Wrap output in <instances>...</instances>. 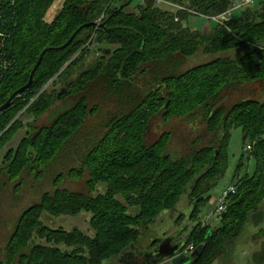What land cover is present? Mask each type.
I'll use <instances>...</instances> for the list:
<instances>
[{"label":"trees","instance_id":"16d2710c","mask_svg":"<svg viewBox=\"0 0 264 264\" xmlns=\"http://www.w3.org/2000/svg\"><path fill=\"white\" fill-rule=\"evenodd\" d=\"M56 1L1 0L0 106L29 81L44 49L63 46L84 26L67 47L46 52L33 84L0 113L3 149L22 128L19 113L39 116L56 101L77 98L51 125L33 128L16 149L4 152L9 176L51 166L78 143L99 108L90 102L96 85L130 87L143 98L128 113L113 116L80 167L69 170L78 176L87 171L88 193L56 187L22 213L5 246V263L103 264L119 259L186 194L193 201L194 222L182 237L185 248H202L196 264H214L250 222H264V98H247L229 108L224 103L234 89L264 86V0L235 10L229 21L215 23L207 32L191 24L192 16L205 18L154 0H63L48 22L46 14ZM168 1L209 16L227 12L238 0ZM97 42L102 46L95 48ZM199 51L215 57L182 70L185 59ZM64 87L68 89L61 92ZM199 115L206 117L207 130L214 134L212 144L204 145L197 136L176 157L169 131L146 143L152 121ZM235 127L242 128L243 150L247 144L252 150L235 164L236 192L229 195L219 224L202 227L201 213L229 172L228 146ZM102 183L105 193L93 195ZM83 212L90 214L91 233L51 228L41 219L44 213L76 217ZM255 237L260 246L253 258L264 264L263 226Z\"/></svg>","mask_w":264,"mask_h":264},{"label":"rangeland","instance_id":"374dc122","mask_svg":"<svg viewBox=\"0 0 264 264\" xmlns=\"http://www.w3.org/2000/svg\"><path fill=\"white\" fill-rule=\"evenodd\" d=\"M260 0H255V3ZM63 0H57L56 3L49 9L46 14V21H51L56 16ZM166 7H172L167 5ZM240 11H238L239 13ZM236 13V12H235ZM237 15V14H235ZM202 19V18H201ZM200 17L191 18V24L199 27L200 31H210L215 22H209L206 19L201 20ZM102 46L100 43L95 44V48ZM215 54L203 53L201 51L188 56L182 64V70H187L198 64L206 63L214 59ZM107 85V86H106ZM129 89V90H128ZM126 88L119 85L118 88L109 86V83L96 85L93 90V97L90 102L99 104V108L92 115L89 122L81 133L78 143L70 148L67 152L58 158V160L47 167L36 168L22 172L17 177H10L6 169L7 163H3V154L7 149H16L21 140L25 137L27 132L39 129L44 126L51 125L56 118L70 109L76 102L77 98H67L61 101H56L49 109L39 116L32 113H19L17 117L21 119L22 128L9 142V144L0 149V264H6V251L5 246L9 239L14 234L22 213L30 206L38 203L43 193L53 192L56 187L68 188L74 191H81L88 193L90 187L86 183L88 179L87 171L84 175L78 176L75 174L69 175V170L74 167H80V163L97 137L106 129L107 122L115 115L121 113H128L136 105H138L143 96L139 92V88L135 91L133 88ZM264 98V86L260 87L259 83H252L250 86L234 89L226 97L224 103L229 108L233 104L241 102L247 98L261 99ZM207 120L203 115L196 116L190 119H183L177 121L162 122L161 120H154L151 122L150 130L145 141L147 144L153 143L164 132H171L174 137L171 140V153L179 157L185 154L187 144L191 139L201 136L204 145L212 144L215 141L214 134L207 130ZM243 132L241 127H235L231 132L229 139L228 152L230 154V168L228 175L218 185L215 194L207 202L204 207L203 213L200 216L201 226L217 225L219 219L214 214L215 200L222 193L228 184H234L232 179V171L237 163L240 155L248 154V150H243ZM247 163V162H246ZM42 170L39 174L38 171ZM250 170H254V161L250 162ZM62 174L55 181L58 174ZM107 185L102 183L98 184L92 194L98 195L105 193ZM221 190V193L218 192ZM193 207V201L189 199L188 195L181 197L177 208L171 211H165L147 230H143V234L138 243V247L153 249L155 245L151 241L166 238L172 233L178 232L176 240L182 239L183 236L193 226V220L190 214ZM264 214V203L261 209V214ZM45 225L51 228H64L72 230L79 228L87 233H91L89 226V213H81L76 217L72 216H52L44 213L41 217ZM250 222L241 233V235L231 244H229L214 262V264H257L253 258V250L258 246L259 242L256 241L255 233L264 225L263 222L256 226ZM255 252V251H254ZM119 259L107 260L103 264H119ZM161 264H168L164 262Z\"/></svg>","mask_w":264,"mask_h":264},{"label":"water","instance_id":"95a60500","mask_svg":"<svg viewBox=\"0 0 264 264\" xmlns=\"http://www.w3.org/2000/svg\"><path fill=\"white\" fill-rule=\"evenodd\" d=\"M0 12H1V0H0ZM83 27L84 26L80 27L63 46L57 48L49 47L42 51L37 63L35 64V66L33 67L30 73L29 81L24 86L20 87L15 92H13L12 95L9 97V99L0 106V113H2L5 109L10 107L14 99L20 96L25 90H27L33 84L35 74L42 63L43 57L46 54V52L49 50L62 49L67 47L74 40L78 31ZM1 51L2 49L0 47V55H1ZM97 51L111 53V49L106 50L103 48H99L97 49ZM67 89H68L67 87H64L61 90V92H64ZM177 236H178V232H175L167 236L166 238L160 239L159 243L153 249H147V248L142 249L138 246L132 245L129 250H126L120 254L119 261L124 264H161L164 262H168L171 264H196L198 257L202 252V248L199 247L196 250L192 251L191 253L187 254L183 252L186 245V238H183L175 243L174 241L176 240Z\"/></svg>","mask_w":264,"mask_h":264},{"label":"built area","instance_id":"2783aa9c","mask_svg":"<svg viewBox=\"0 0 264 264\" xmlns=\"http://www.w3.org/2000/svg\"><path fill=\"white\" fill-rule=\"evenodd\" d=\"M156 2L157 5H169V6H173L175 8H177L178 10H184V11H188V12H191L193 14H196L198 16H201L203 18H205L206 20H208L209 22L213 21L217 24H225L226 21H229L232 17H233V12L237 9H241V8H245L247 6H250V5H253L255 3V0H238L236 1V4H243L245 6L243 7H239V8H236L233 7L228 10L227 12L225 13H221V14H218V15H209V16H206V15H202V14H199L198 12L196 11H193L191 9H188L184 6H180V5H177V4H174L168 0H154ZM178 17H176V20L178 21ZM91 41H92V38L90 39L89 43L87 45L91 46ZM94 45V44H93ZM1 47V46H0ZM252 144H247L245 146V150H248V151H251L252 150ZM236 192V186L234 184H228L224 190L222 191V193L218 196V199L215 200V210H214V216L217 218V219H220L221 215L225 212L226 210V207H227V201H228V197L230 194L232 193H235ZM192 251H194V248H193V245H190L188 248H185L183 250V252L189 254L191 253Z\"/></svg>","mask_w":264,"mask_h":264},{"label":"crops","instance_id":"0c3cea01","mask_svg":"<svg viewBox=\"0 0 264 264\" xmlns=\"http://www.w3.org/2000/svg\"><path fill=\"white\" fill-rule=\"evenodd\" d=\"M219 194L221 193V190L218 192ZM264 223V222H263ZM263 227H264V225H263ZM259 246H260V243L258 244V246H256V248H254V250H253V253H254V251H257L258 249H259ZM141 248V247H140ZM144 249V248H143ZM258 264V263H257Z\"/></svg>","mask_w":264,"mask_h":264},{"label":"clouds","instance_id":"9594fccd","mask_svg":"<svg viewBox=\"0 0 264 264\" xmlns=\"http://www.w3.org/2000/svg\"><path fill=\"white\" fill-rule=\"evenodd\" d=\"M243 6H245V5H243V4H236V5H234V7H236V8L243 7Z\"/></svg>","mask_w":264,"mask_h":264},{"label":"flooded vegetation","instance_id":"af4514ba","mask_svg":"<svg viewBox=\"0 0 264 264\" xmlns=\"http://www.w3.org/2000/svg\"><path fill=\"white\" fill-rule=\"evenodd\" d=\"M181 240V239H180ZM180 240H175L174 242L176 243V242H178V241H180ZM139 260H141V259H139ZM118 263L119 264H124V263H121L120 261H118Z\"/></svg>","mask_w":264,"mask_h":264}]
</instances>
